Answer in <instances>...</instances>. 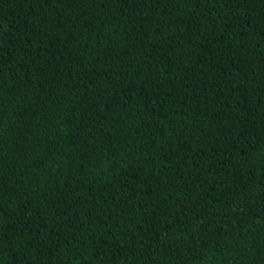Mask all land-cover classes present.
<instances>
[{"label": "trees", "instance_id": "obj_1", "mask_svg": "<svg viewBox=\"0 0 264 264\" xmlns=\"http://www.w3.org/2000/svg\"><path fill=\"white\" fill-rule=\"evenodd\" d=\"M0 264H264V0H0Z\"/></svg>", "mask_w": 264, "mask_h": 264}]
</instances>
